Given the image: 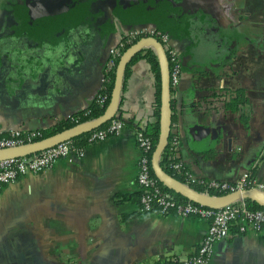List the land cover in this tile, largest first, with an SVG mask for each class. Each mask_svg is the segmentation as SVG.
Listing matches in <instances>:
<instances>
[{"label":"crops","instance_id":"0c3cea01","mask_svg":"<svg viewBox=\"0 0 264 264\" xmlns=\"http://www.w3.org/2000/svg\"><path fill=\"white\" fill-rule=\"evenodd\" d=\"M0 0V135L44 129L86 109L102 89L110 48L132 28L161 29L182 60L172 89L177 156L197 177L264 181V0ZM243 86L249 101L224 111L214 88ZM154 76L132 65L121 108L155 120ZM217 105V106H215ZM137 127L127 125L0 188V264H151L194 252L204 217L141 211ZM209 264H264V229L219 240Z\"/></svg>","mask_w":264,"mask_h":264},{"label":"built area","instance_id":"2783aa9c","mask_svg":"<svg viewBox=\"0 0 264 264\" xmlns=\"http://www.w3.org/2000/svg\"><path fill=\"white\" fill-rule=\"evenodd\" d=\"M156 34L164 43L167 52L169 51L171 84L173 87L177 86L182 76V60L178 50L169 45V33L161 29H151L149 27L130 29L124 34L118 45L110 48L111 55L106 71L113 67L116 68L119 58L126 48V43L135 37L139 38L144 35L156 36ZM105 79L106 76L104 75L102 89L95 98L100 104L106 103L108 98V93L105 91ZM89 111V109H86L84 113L88 114ZM69 118L74 123L82 122L80 114H72ZM125 126V121L115 116L105 126H99L89 131L84 143H77L71 138L37 153L0 159V188L23 174L50 168L60 158L82 157L85 155L86 146L108 136L120 134ZM42 133L41 129L12 128L6 134L0 135V148L32 142L42 138ZM136 138L141 151L137 173L141 211L157 210L163 214L175 213L183 217H204L209 221L205 235L196 246L194 252L189 256L183 259L173 257L170 261L163 259L151 264H209L216 243L228 235L232 225H236L239 232H245L248 229H264V210L251 208L245 200H240L236 204H229L218 209L206 207L190 200H176L171 192L162 187L153 173L151 166V156L155 147L153 138L139 128H137ZM171 143L175 148L178 146L179 138L177 134L174 133L172 135ZM172 167L188 180L196 181L200 178L195 176L182 160L173 162ZM206 180L207 187L220 192L240 190L253 186L264 189V181H258L250 171L243 172L235 180Z\"/></svg>","mask_w":264,"mask_h":264},{"label":"water","instance_id":"95a60500","mask_svg":"<svg viewBox=\"0 0 264 264\" xmlns=\"http://www.w3.org/2000/svg\"><path fill=\"white\" fill-rule=\"evenodd\" d=\"M61 2V8L64 10L67 9L63 0ZM61 8L56 9L61 11ZM147 46H153L157 52L161 76L159 134L151 156V166L156 178L165 186L181 193L190 201L199 203L206 207L218 209L236 201L245 199H250L257 202L261 206H264V189L253 186L220 194L201 192L193 188L188 183L181 181L162 166L161 155L169 143L173 125V86L171 84V67L167 49L164 43L155 35L141 36L133 44L124 49L115 68L114 85L109 102L102 114L97 117L75 123L74 125L64 128L54 134L36 139L32 142L13 147L0 148V159L20 157L37 153L47 147L55 145L56 143L91 131L92 129L101 126L103 123L117 116L121 109L122 89L124 86V74L127 64L137 52Z\"/></svg>","mask_w":264,"mask_h":264},{"label":"trees","instance_id":"16d2710c","mask_svg":"<svg viewBox=\"0 0 264 264\" xmlns=\"http://www.w3.org/2000/svg\"><path fill=\"white\" fill-rule=\"evenodd\" d=\"M156 36H158V35L156 34ZM137 39H138V37L133 38L130 42L126 43L125 47L127 48L128 46L133 44ZM168 56L170 58L169 51H168ZM140 58H145L148 61L149 65H150V69H151L152 74L154 76L155 93H154V99H153V108H154L153 109V115L156 118L153 121H148L146 124H144V126L138 127V126H136L134 116H130L128 114V112H126L122 108L120 109L119 114L116 117L125 121V123L127 125L135 126L139 129L143 130L144 133L150 135L153 138L154 142H156L158 139V134H159V116H160V105H161V97H160V95H161V76H160V66H159L158 55H157V52L153 46L144 47L142 50L137 52L132 57L131 61L127 64L125 74H124V86L122 89V99H123V93L126 89L127 79H128V77L131 73V70H132V65L135 61H137ZM105 76H106L105 91H107V93H108V98L106 100V103L100 104L96 100H94L90 104V106H88L86 108V109L90 110L88 114L84 113L86 109L81 110L78 113H76V114L81 115L82 121L97 117L104 112L106 105L109 102V99L111 96V91H112V88L114 85L115 67H113L112 69H108L105 72ZM172 89H173V87H172ZM221 95H224V98L222 99V104L220 106H222L224 111L239 112V116H240L242 123L247 125L248 115H247L246 111L244 110L245 105L249 101L247 89L243 86L236 87V88H218V89L214 88V89H212L210 94H208V96H211V97H217V96H221ZM215 106H217V105H215ZM108 122L109 121L103 123L101 126H105ZM74 124H75L74 122L70 121L69 117L65 118V119L57 122L56 124H54L50 127L42 129V132H43L42 137L54 134V133H56V132H58L64 128H67V127L72 126ZM88 133H89V131L82 133L80 135H77V136L73 137L72 139L74 141H76L77 143H84L85 138L88 135ZM173 134H174V132L172 131L171 135H170L169 143L161 155L162 166L169 173L173 174L175 177H177L181 181L188 183L193 188H195L201 192H210V193H214V194L224 193V192H220V191H215V190L207 187V180H206L207 178L200 177L196 181H191V180H188L185 177H183L178 171H176L172 167L173 162L180 160V157L177 156V148L173 147V145L171 143V137ZM201 179H203V180H201ZM159 183L162 185V187L165 190L171 192L174 195V198L176 200H178V201H189V199L184 197L181 193H178V192L168 188L161 181H159ZM245 201H246L247 205L250 206L251 208L264 210V206H261L260 204H258L255 201H252L250 199H245ZM238 202H240V200L236 201L232 204H236ZM170 259H172V258H168V259H164V260L170 261Z\"/></svg>","mask_w":264,"mask_h":264},{"label":"flooded vegetation","instance_id":"af4514ba","mask_svg":"<svg viewBox=\"0 0 264 264\" xmlns=\"http://www.w3.org/2000/svg\"><path fill=\"white\" fill-rule=\"evenodd\" d=\"M76 0H63L64 4L66 5V8L67 9H62V2H59L54 9H51L49 11V14L52 15L53 17L55 18H60L62 17L63 15H65L68 11H70L73 3L75 2ZM66 2V3H65ZM56 8H61V11L56 9Z\"/></svg>","mask_w":264,"mask_h":264},{"label":"rangeland","instance_id":"374dc122","mask_svg":"<svg viewBox=\"0 0 264 264\" xmlns=\"http://www.w3.org/2000/svg\"><path fill=\"white\" fill-rule=\"evenodd\" d=\"M142 28V27H141ZM132 29H135V28H132Z\"/></svg>","mask_w":264,"mask_h":264}]
</instances>
